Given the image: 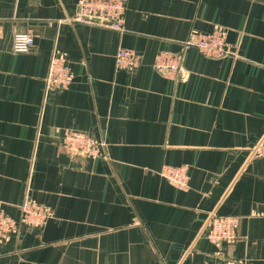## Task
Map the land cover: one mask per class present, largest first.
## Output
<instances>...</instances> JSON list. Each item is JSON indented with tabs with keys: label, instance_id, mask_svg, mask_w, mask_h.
<instances>
[{
	"label": "crops",
	"instance_id": "0c3cea01",
	"mask_svg": "<svg viewBox=\"0 0 264 264\" xmlns=\"http://www.w3.org/2000/svg\"><path fill=\"white\" fill-rule=\"evenodd\" d=\"M79 0H0V208L20 220L27 197L49 207L39 226L0 243V264H264V0H127L125 31L75 22ZM220 27L235 57L184 53L182 78L159 74L164 51ZM30 31L34 46L13 50ZM120 47L142 55L117 70ZM54 50L73 74L45 93ZM65 129L106 143L71 158ZM184 167L188 187L161 172ZM212 211L240 219L239 239L202 235Z\"/></svg>",
	"mask_w": 264,
	"mask_h": 264
},
{
	"label": "built area",
	"instance_id": "2783aa9c",
	"mask_svg": "<svg viewBox=\"0 0 264 264\" xmlns=\"http://www.w3.org/2000/svg\"><path fill=\"white\" fill-rule=\"evenodd\" d=\"M127 11V0H79L77 14L73 21L86 25L98 26L123 33ZM34 46V36L30 31L15 35L13 50L26 53ZM197 49L208 58L223 59L235 57L233 45L228 41L226 31L217 27L209 33L192 31L183 41L179 52H161L154 63L155 70L170 79L182 78L185 73L184 53ZM117 70L133 71L142 62V55L132 48L120 47L116 54ZM73 82V74L66 56L54 50L45 77V93L53 90L68 89ZM62 150L71 158L97 159L105 156L106 143L85 132L65 129L60 142ZM253 155L264 157V135L251 147ZM161 174L174 186L188 187V174L184 167L166 166ZM21 217L17 221L0 208V243L8 241L19 231V225L29 227L45 224L51 217L49 207L40 205L27 197L20 206ZM240 219L235 216L220 215L212 211L205 221L202 235L216 245L232 244L239 239L237 229ZM215 264H246L240 260H223Z\"/></svg>",
	"mask_w": 264,
	"mask_h": 264
}]
</instances>
